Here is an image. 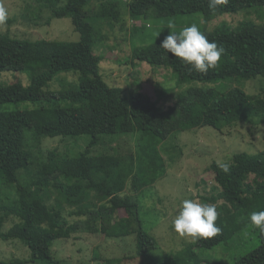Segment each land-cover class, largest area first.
<instances>
[{"label": "trees", "instance_id": "obj_1", "mask_svg": "<svg viewBox=\"0 0 264 264\" xmlns=\"http://www.w3.org/2000/svg\"><path fill=\"white\" fill-rule=\"evenodd\" d=\"M32 1L38 3L41 10H48L53 18L70 16L79 39L28 40L0 32V74L16 71L30 76L28 85L20 81L0 83V180L16 191L11 202L0 203V240L4 237L7 218L16 216L19 220L10 232L17 234L43 232L68 236L86 231L99 233L103 238L135 235L136 255L101 258L99 264H121L140 257L147 260V264H210L211 260L205 257L207 251L240 238L249 225L250 214L264 210V149L255 154L235 153L228 162L227 173L213 162L218 194L212 196V203L217 206L216 223L221 230L214 237L195 239L173 256L148 261L158 241L145 225L142 197L166 174V160L159 145L169 137L205 126L222 130L240 122H264L263 95L248 93L241 87H227L228 81L235 78L261 77L264 82V21L249 18L237 23L223 21L214 30L205 31L210 40L225 49L218 67L207 74L196 72L191 65L166 52L160 47L163 39L151 41V58L158 66L171 68L180 82L198 80L223 86L189 87L175 96L174 104L156 109L159 104L152 102L144 92L132 90L127 95L121 87L111 85L104 78L102 57L93 48L95 29L84 15L91 0ZM99 1L102 5L109 0ZM252 6H264V0H227L216 10L208 7V0L129 2L134 17L173 18L201 13L206 22ZM61 72L80 73L78 82L67 88L45 89ZM23 101H30L35 107L1 108L5 103ZM150 107L156 111L153 124L141 126L139 120ZM27 129L30 131L26 134ZM81 135H90V140L87 147L74 156L58 147L41 150L39 156L30 139L39 145L46 137ZM124 136L136 137L135 149L129 153L113 146ZM104 142L110 146L103 147ZM20 171H27L32 185L38 189L56 188L69 202L80 203L79 197L85 190H94L99 199L72 211V215L85 218L70 222L63 208L50 206L21 182ZM252 231L258 237V245L237 257L236 264H264V234ZM29 263L63 264L64 260L38 254V250L32 248L28 259L0 261V264Z\"/></svg>", "mask_w": 264, "mask_h": 264}, {"label": "rangeland", "instance_id": "obj_2", "mask_svg": "<svg viewBox=\"0 0 264 264\" xmlns=\"http://www.w3.org/2000/svg\"><path fill=\"white\" fill-rule=\"evenodd\" d=\"M130 1L109 0L101 5L99 0H91L84 9V15L94 26L96 38L93 48L95 53L102 57L101 72L106 81L113 86L121 87L127 95L132 90L144 92L152 102L159 104L156 109L174 104L175 96L189 87L222 86L221 83L198 80L180 82L171 68L158 66L155 59L151 58L149 52L152 50L151 41L164 39L170 32L169 24L173 25L175 30H180L186 25L196 23L201 31L205 32L214 30L223 21L237 23L246 18L264 21V6H252L235 13H225L208 22L201 13L180 14L173 18L151 16L145 18L142 15L134 17L129 9ZM0 8L6 13V19L0 22V32L28 40L67 42L79 39V32L75 29L70 16L53 18L48 10H41V6L32 0H1ZM79 75L78 72H61L57 80L50 82L45 89L70 87L71 84L78 82ZM237 79L229 80L227 87H241L248 93L264 96V82L261 77ZM29 80L27 72L5 71L0 74V83L20 81L28 85ZM34 107L35 104L30 101L9 102L1 106L5 110H25ZM155 112L153 107H150L140 118V125L150 127ZM29 131L27 129L26 134ZM30 139L39 156L41 150L47 151L57 147L74 156L87 147L90 135L46 137L39 145ZM136 143L135 136H124L115 141L113 146L129 153L135 149ZM102 146L108 147L110 144L104 142ZM159 148L166 160V174L142 197L146 210L145 225L151 228V233L158 241L157 248L149 255L148 261H153V258L164 259L165 255L173 256L194 241L191 238L180 237L171 227L178 206L186 198L212 203V196L218 194L212 170L213 162L218 160L231 162L235 153L247 151L255 154L263 150L264 122L259 124L240 122L222 130L210 126L186 130L169 137L159 145ZM20 175L21 182L31 187L34 195L50 206L63 208L70 222L85 218L72 215V211L92 205L99 199L94 190H85L79 197L80 203H72L56 188L38 189V186L32 185L31 176L27 171H22ZM15 197V189L0 180V203H9L11 198ZM120 214L124 215L123 212ZM18 220V217L10 216L4 224V237L0 240V261L8 262L12 258L28 259L32 254V248H36L38 254L64 260L63 264H99L101 258H130L137 254L134 234L103 238L99 233L86 231L68 236L49 235L43 232L28 234L10 232ZM252 230L249 224L243 229L240 238L210 249L205 257L211 260L210 264H236L237 257L258 245V237ZM121 264H147V260L140 257L132 261L124 260Z\"/></svg>", "mask_w": 264, "mask_h": 264}, {"label": "clouds", "instance_id": "obj_3", "mask_svg": "<svg viewBox=\"0 0 264 264\" xmlns=\"http://www.w3.org/2000/svg\"><path fill=\"white\" fill-rule=\"evenodd\" d=\"M227 0H208V7L216 10ZM6 19L4 9L0 8V22ZM170 32L160 44V47L180 58L184 63L191 65L196 72L207 74L210 69L218 67L225 49L216 41L210 40L201 31L196 23L175 30L169 24ZM217 166L224 172L230 170L228 162L216 161ZM219 217L217 206L214 203L200 202L195 199H183L172 218L171 227L184 238L201 239L214 237L220 232L216 221ZM249 224L254 230L264 234V210L253 211L249 216Z\"/></svg>", "mask_w": 264, "mask_h": 264}]
</instances>
